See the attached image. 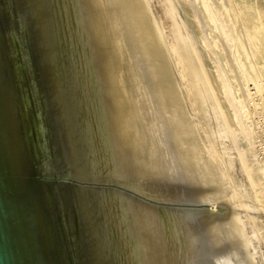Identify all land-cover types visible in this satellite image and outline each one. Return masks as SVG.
I'll return each instance as SVG.
<instances>
[{"label": "water", "instance_id": "water-1", "mask_svg": "<svg viewBox=\"0 0 264 264\" xmlns=\"http://www.w3.org/2000/svg\"><path fill=\"white\" fill-rule=\"evenodd\" d=\"M0 264H240L143 0H0Z\"/></svg>", "mask_w": 264, "mask_h": 264}, {"label": "rangeland", "instance_id": "rangeland-1", "mask_svg": "<svg viewBox=\"0 0 264 264\" xmlns=\"http://www.w3.org/2000/svg\"><path fill=\"white\" fill-rule=\"evenodd\" d=\"M240 264H264V0H143Z\"/></svg>", "mask_w": 264, "mask_h": 264}]
</instances>
